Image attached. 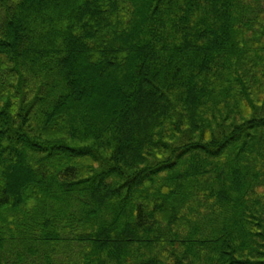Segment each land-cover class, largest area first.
I'll return each mask as SVG.
<instances>
[{
  "label": "trees",
  "instance_id": "16d2710c",
  "mask_svg": "<svg viewBox=\"0 0 264 264\" xmlns=\"http://www.w3.org/2000/svg\"><path fill=\"white\" fill-rule=\"evenodd\" d=\"M0 264H264V0H0Z\"/></svg>",
  "mask_w": 264,
  "mask_h": 264
}]
</instances>
